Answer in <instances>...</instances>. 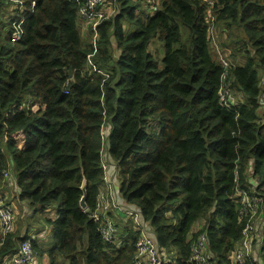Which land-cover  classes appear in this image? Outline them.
Segmentation results:
<instances>
[{
  "label": "trees",
  "instance_id": "1",
  "mask_svg": "<svg viewBox=\"0 0 264 264\" xmlns=\"http://www.w3.org/2000/svg\"><path fill=\"white\" fill-rule=\"evenodd\" d=\"M20 1L21 11L0 0V198L11 205L10 185L21 203L54 211L48 264H135V221H116L113 243L91 216L106 156L163 264H199L193 245L204 232L212 264H236L248 220L237 190L255 177L264 199V0H163L154 13L151 0H116L96 48L78 0ZM237 35L243 49L230 52ZM253 236L246 264H264V225ZM29 239L5 238L0 264Z\"/></svg>",
  "mask_w": 264,
  "mask_h": 264
},
{
  "label": "built area",
  "instance_id": "2",
  "mask_svg": "<svg viewBox=\"0 0 264 264\" xmlns=\"http://www.w3.org/2000/svg\"><path fill=\"white\" fill-rule=\"evenodd\" d=\"M10 2L19 3L18 10H23V4L20 0H8ZM81 2L79 6V13L84 22L85 27L82 31L85 35L89 34V28L93 32L94 47L97 46L99 38V27L101 23L109 18L115 17L118 13V5L116 0H78ZM153 5L155 0H151ZM208 8H213L215 0H204ZM34 5L36 3L34 2ZM17 23L16 39H20L23 31ZM222 86L220 89V100L223 104H229L227 96L229 94L228 85L230 83L226 80V75L222 77ZM106 169L110 168V165L104 162ZM106 179V177H105ZM259 180L255 177L249 181L248 189H238L237 199L241 203V210L239 216L241 219L248 217L247 222L243 228V234L245 238L239 248L233 252V259L236 264H246L247 257L253 250L254 234L257 232V224L263 209L264 199L258 194ZM116 202L111 200L109 195H104L102 192L97 200L96 208L91 213L92 218L99 224L98 231L104 240L108 242H115L118 236V230L116 222L110 215V212L116 208ZM127 218H133L137 227L142 230V235L139 237L136 249L137 255L135 264H163L164 255L160 251L155 240L147 233V227L141 221V215L137 210H128ZM15 213L11 205L6 204L2 198H0V246L10 234L16 231L15 227ZM200 226V225H199ZM35 251L32 245L31 239L23 240L18 248V251L11 257L5 258L2 264H31L35 259ZM193 257L199 264H212V253L209 252L207 247L206 233H202L198 241L193 245ZM169 264H175L172 259L168 260ZM258 264V263H254Z\"/></svg>",
  "mask_w": 264,
  "mask_h": 264
},
{
  "label": "rangeland",
  "instance_id": "3",
  "mask_svg": "<svg viewBox=\"0 0 264 264\" xmlns=\"http://www.w3.org/2000/svg\"><path fill=\"white\" fill-rule=\"evenodd\" d=\"M162 1L163 0H155L156 4H155L154 8H153V5H151L152 6V11H150V12L154 13L157 10L161 9ZM77 22H78L79 27L81 29L85 27V22L80 16L78 17ZM223 35L221 36L220 40H222ZM216 36H217V39H218V32L216 33ZM225 38H226V36L224 35V39ZM242 38H243L242 36L237 35V36H235V38L230 40V42L233 43V44L230 45V47H228L230 52H234L236 48H242ZM156 48H158L159 50H163L160 53V56L162 57L164 55V44H159ZM242 52H243V53H241L242 56L245 57L246 53L244 52V50H242ZM222 54H223V57L226 59V57H225L223 52H222ZM229 59H231V58H229ZM237 59H238V61H240L239 63H244V59L241 58L239 56V54H238V58ZM160 66H161V68L164 67L163 64H160ZM234 96H235V99L238 98L236 95H234ZM234 101H235L234 98H232V102H234ZM7 190L9 191L10 194L7 195V197H5V198H6L7 202H9V200H12V201H10V203H11V206H12V208L14 210L15 217H16V220H15L16 231L18 233H20V234H23L26 230H29V232H32V233L35 232L36 234H40L41 232L37 233L36 230L37 231L42 230L44 232L42 234L43 235L46 234L45 242H46V244L48 245V247L50 249L52 247V245H53L51 226H48V225L45 226V224H43V223L45 222V218L49 217L50 214H48V213L50 211H52L54 213V211L52 209L50 211H48V209L42 210L40 208V205H37L36 207L32 208L26 202L22 204L19 201L18 198L11 196L12 193L14 195H16V192H14V190L11 187H8ZM32 210H33V212H32ZM261 211H262V208H261ZM53 217L56 218L55 214H54ZM260 217H261V213H260L259 218ZM54 218H52V219H54ZM198 228H200V226L198 224H196L195 225V229H198ZM119 237H120V232L118 230V236H117V239H116L115 242L120 241ZM42 249H43L42 255H41V253H36L35 259L32 261L31 264H36L37 262H41L42 264H48V260L47 259L45 260L44 263L41 261L43 259V257H44V253L47 251V249L45 248L44 244L42 246Z\"/></svg>",
  "mask_w": 264,
  "mask_h": 264
},
{
  "label": "crops",
  "instance_id": "4",
  "mask_svg": "<svg viewBox=\"0 0 264 264\" xmlns=\"http://www.w3.org/2000/svg\"><path fill=\"white\" fill-rule=\"evenodd\" d=\"M109 156H110V154H109ZM110 157L107 158V156H106V159H104V162H106L109 165L110 164L113 165L114 164V161ZM115 176H114V169H113V167H110L108 169L107 174H106L105 185L102 188L101 192L104 195H109L110 198H111V200H113V201L116 202L117 207L114 208L110 212V215L112 216V218L114 219V221L115 222L116 221H120L122 224L123 223L126 224V222L128 221L127 211L128 210H137L138 207L127 203L126 200L123 198V196H122V194H121V192L119 190L118 182L116 181ZM9 178H10L11 181L14 182V176H13V174H10L9 175ZM8 187H11V186L10 185H7V187H5V188L7 189ZM11 188L14 191L16 190V187L15 188L11 187ZM5 193H6V195H9L10 194L8 190H6ZM11 196L17 198V196L14 195L13 193H12ZM22 204H23V202H22ZM50 210H48V211H50ZM32 212H33V210H32ZM48 214H50L49 217L54 218L53 216H54L55 213H53L52 211H50ZM258 223H260L261 225L264 224V217L263 216H261L259 218ZM43 224H45V226H47L46 222H44ZM36 232L37 233H40L41 232V233L40 234H36L35 232L32 233V232H29V230H26L23 234H29L31 236V239L32 240L36 239V243L40 247V251H38V253H43L42 246H43V244L45 245V248L47 249V251L44 253V257L42 259V262L44 263L46 259L49 262V259H48V249H49V247H48V245L45 242L46 234L43 235L42 233H44V232L42 230H40V231H37L36 230ZM256 250H258V247L256 248ZM255 253H258V252L255 251ZM36 264H42V263L41 262H37Z\"/></svg>",
  "mask_w": 264,
  "mask_h": 264
},
{
  "label": "water",
  "instance_id": "5",
  "mask_svg": "<svg viewBox=\"0 0 264 264\" xmlns=\"http://www.w3.org/2000/svg\"><path fill=\"white\" fill-rule=\"evenodd\" d=\"M70 73H72V70H70ZM81 189H82L84 195H83L80 203H81V207L83 209H86L87 208V203H86V200H87V181L86 180H84Z\"/></svg>",
  "mask_w": 264,
  "mask_h": 264
},
{
  "label": "bare ground",
  "instance_id": "6",
  "mask_svg": "<svg viewBox=\"0 0 264 264\" xmlns=\"http://www.w3.org/2000/svg\"><path fill=\"white\" fill-rule=\"evenodd\" d=\"M34 2H35V0H34V1H32V5H33V6H36V5H34Z\"/></svg>",
  "mask_w": 264,
  "mask_h": 264
},
{
  "label": "clouds",
  "instance_id": "7",
  "mask_svg": "<svg viewBox=\"0 0 264 264\" xmlns=\"http://www.w3.org/2000/svg\"><path fill=\"white\" fill-rule=\"evenodd\" d=\"M35 3L37 4V1L35 0Z\"/></svg>",
  "mask_w": 264,
  "mask_h": 264
}]
</instances>
